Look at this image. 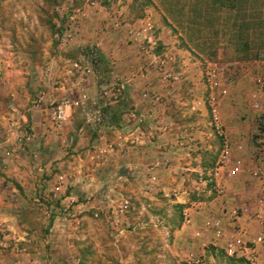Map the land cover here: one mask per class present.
<instances>
[{"label": "rangeland", "instance_id": "374dc122", "mask_svg": "<svg viewBox=\"0 0 264 264\" xmlns=\"http://www.w3.org/2000/svg\"><path fill=\"white\" fill-rule=\"evenodd\" d=\"M228 2L227 5H219L210 0H103L102 9L85 10L86 15L79 18L75 24L77 30L72 39L62 41L61 32L68 23L66 16L81 8L84 0H0V63L3 59L10 62L7 71L0 69V78L8 76L12 79L9 84L13 85L14 91L23 88L31 97L34 94L30 106L34 105L37 98L35 94L41 89L40 77L49 66L53 69H64L67 60L86 57L94 64L93 69L96 70L101 87L117 81L111 78L112 72L115 73L118 67L115 68V58H113L116 54L119 56L118 59L120 54L123 56L122 59H126V55L137 59V63L128 68V72V69H125L123 75L119 74L120 77L138 67L141 53L137 47L127 42L125 24L132 23L145 14H151L155 21L156 35L159 37L156 51L165 53L169 59V67L180 73L179 80H171L165 84L172 90L168 94L170 96L163 98L161 103L167 101L168 111L176 123L170 125V132L172 134L176 132L175 140L184 143L178 144V150L173 148L172 155L177 151L179 156L185 157L180 160L183 165L174 167L177 170L175 175L180 177L183 169L189 168L182 185L179 186L180 192L182 190L186 192L176 195L174 187L170 186H167L169 189L166 192L158 190L159 180L156 171L161 167H172L174 164L169 159L161 161L154 170H150L149 167L156 160L146 162L143 167L146 180L141 191L138 188L140 182L136 179L124 180V176L121 175L122 177L116 181L119 174L112 176L113 166L99 170V166L94 163L103 158L91 160L89 155L93 150L87 151L92 149L91 145L87 146V142L90 143L94 138H98L91 130L92 122L87 120L88 117L82 118L79 115L74 117L72 113L68 127L74 124L76 130L75 127L69 130L68 140L71 142L69 144L68 140H65L64 143L60 141L57 144V149L64 152L65 167L55 165L56 168L45 170L47 175H43V178L48 180L55 174H63L65 181L67 179L72 181L77 177H74L76 171L82 170L80 165L86 163L88 168L85 170L89 173L97 174L98 177L111 175L107 182L112 188H119L120 184L125 187L126 184L129 185L124 188L122 194L128 199L129 207L120 217V222L114 224L107 221V217L111 214L112 206L118 203L120 194L112 191L110 201L104 200L100 206L92 205L90 203L92 199L98 198L99 188L96 187L94 195L84 197V194L78 196V200H70L64 204L60 203L59 191H53L48 183L44 185L39 183L38 188L42 197H37L35 200V196H30L28 199L39 206L43 202L46 203L43 199L46 196L53 207L52 212L45 214L37 206L38 224L32 230L38 229L45 235L43 225H48L51 230L47 234L58 238L61 234L64 235L65 224L72 223L70 230L72 233L63 236L68 242L62 245L53 244L54 254L51 264H80V260H77L80 251V256L84 255L86 258L82 264H244L229 260L219 248H212L209 244L210 234L204 227V221L207 217L217 215L224 202L220 200L223 198L217 197L214 193L212 183L205 182L209 170L205 172L201 165L216 161L221 139L212 127L209 112L204 108L197 111L190 108L195 97L205 95L202 85L204 62L219 61L225 67L223 80L228 88V94L220 100L219 114L221 117L230 114L231 111L240 114L244 128L241 127L242 131L239 134L244 142L242 143L244 148L239 150V154L247 162L255 155L257 127L250 125L251 113L246 115V112L258 113L256 109L250 107L253 93L257 94L256 99L263 103L256 78L264 69V0H232V3L229 0ZM118 12H121L120 16ZM122 17L127 21L122 20ZM115 19L120 21L118 27L113 25ZM93 52L102 53V60L98 62V57H95ZM147 77H153L158 85L164 84L160 80L158 69H153ZM128 87L136 88L134 84L124 88L130 89ZM20 105L19 109L23 113H29V105L26 102ZM40 106L44 109L48 108L46 102L41 103ZM161 116L158 114L154 122L147 121L141 125L144 139L146 138L150 143L163 140L157 128L160 126ZM257 123L258 116L255 125ZM82 127L87 133L86 146L74 150L76 141L80 138L77 129ZM25 145L23 144L22 147ZM191 167L194 170H191ZM152 174L156 176L155 180H151ZM253 186L254 181L249 176L244 180L239 178L232 181L229 185L236 193L240 192L237 198L240 196L242 201L253 195ZM193 199L201 201L199 210L192 214L190 221L183 220L179 226L180 213L174 207V203L188 204ZM64 207H68V210L64 211ZM57 216L60 220L54 225ZM78 218L82 220L79 221ZM183 226L184 229L180 233L181 241L179 239L175 242V231ZM82 228L86 238L84 241H77V232H82ZM27 230L31 231V229ZM27 234L24 233L23 236L29 237ZM79 236L81 239V235ZM8 239L24 248L23 252L29 251L31 240L25 238L20 240L19 244L12 238ZM59 241L63 242V240Z\"/></svg>", "mask_w": 264, "mask_h": 264}, {"label": "crops", "instance_id": "0c3cea01", "mask_svg": "<svg viewBox=\"0 0 264 264\" xmlns=\"http://www.w3.org/2000/svg\"><path fill=\"white\" fill-rule=\"evenodd\" d=\"M93 54L95 57H98L97 61L99 62V55L102 54L100 52H93ZM117 55L118 54L113 56V58H115V68L118 66L116 72H112L113 75L111 78H115L114 81H116L120 75L124 74L123 71L125 69L131 68L137 63L136 57L132 59L129 55H126L127 58L122 59L123 56L120 54V59H118L119 56ZM9 64V61H5L3 59V61L0 63V69L7 71V66ZM49 68L53 76L62 78L64 75L63 68L53 69L51 66H49ZM95 71L96 70H94V75L90 76L82 85L84 92L87 94V100L79 106L72 108L71 110V114L73 113L74 117H77V115L82 116V118L88 117L87 120L92 122L91 130L93 131V134H97L96 137L98 138H94L90 143L87 142V146L91 145L92 148L91 150L87 149V151L90 152L94 150L95 146L98 144L100 145L107 141L115 140L116 136L118 135H121L124 138H128V135L131 136L133 134L136 136L139 131L137 129L136 122L130 118L131 112L146 115L147 112L152 111L155 118L158 116V114L162 115L160 126L157 128L161 132L159 136H161L163 140L161 139V141L158 143H150L146 138L144 139V136H141L138 143L134 145L127 143L128 146H123L122 148L124 151L110 153V155H107L103 160L94 164L99 166V170L104 169L106 166H113L114 170L112 171L114 173L112 176L117 173L119 174V177H117L116 181H118L122 176H124V180L132 181V179H136L138 182H140V186L138 188L141 191L142 187L144 186L143 183L146 180L143 170L146 162H148V160L150 162V160L153 159L163 162L164 160L169 159V161L171 160L172 164H174L172 167H161L160 170L158 168L156 171V176L160 182H158L159 185L157 188L160 191L163 190L166 192V190L169 189L167 186H170L172 188L174 187L173 190L174 192H177L176 195L185 193V190L180 192L179 186L182 185V181L184 180L183 178L186 176V171L189 168L185 167L183 169V174L181 177L175 175L177 174V170L174 166H181L182 161L180 160H182V158L184 159L185 157L179 156L180 154L177 151H175V155H172L174 151L173 148L176 150L179 149V143L177 139L175 140L177 133L174 132L172 134L170 132L171 126L176 123L172 120L171 114L168 111L167 101H165L163 104L161 103L163 98L170 96L168 94H170L172 88L167 87V85H165L166 83H161L158 85V82L152 79L153 77H147L144 80L136 81L134 84L136 88L132 87L131 89L128 87L130 89L127 90L124 88V90H122L120 93L118 100L110 105L102 102V99L98 95L101 82L97 78ZM128 71L129 69L127 72ZM261 75L264 76V69H262ZM11 80L12 79H10L8 76L0 78V226L8 231L5 235H3L4 238H2L0 233V264H51L54 254L52 251L53 244L56 243L55 245H57V243H60L62 245L68 242V240H64L63 236H68L70 233H72L70 232L72 223L67 222V224H65L63 229L64 235L61 234V237L58 238L53 237L52 234H47V232L51 230V227L48 225H43L45 226V235L42 232H39L38 229L32 230V228H36L38 224V218L36 215L37 208L39 207V209H41L46 214L50 211L52 212L51 208L53 205L50 203V200L45 198L46 196L43 198L46 200V203L42 201L43 204L39 206L30 202L28 198H30V196H35L34 199L37 200V197H42L40 196L41 190L38 188V186L41 182V176L43 177V175H47L45 170L50 171L52 168H56L55 165L58 167H65L66 159L64 158V152H61L60 149H57V144L60 141L61 143H64L65 140H68L70 138L69 130H72V128L75 126L73 124L72 127H68L70 122L69 119V122L62 127L59 133L53 131L50 127L48 109L41 108V106H30V102L34 98V94L31 97L29 94H27V92L24 91L23 88L14 91L12 89L13 85L9 84ZM40 80L39 88H41L43 85H46V87L49 89L48 100L58 97L60 94H62V91L59 89V87L54 86V84L48 80L47 76H41ZM72 83V80L69 79L67 84L72 85ZM147 88L160 95L159 102L154 103L141 98L143 89ZM35 95H37V93ZM25 102L29 105V113L27 114L23 113L19 109V107H21L20 104H24ZM103 105H105V107H103ZM255 112L256 111L246 112V115H250L251 113L250 125L252 127L256 126L255 123L257 122L258 113ZM12 114L15 116V118H17L20 125V128L18 127L19 129H14H17L22 133L33 132L35 134V138L23 147L16 144L14 139L15 130L12 132L11 126L6 121L5 117ZM241 118L242 117L240 114L235 113V111H231L230 114L222 116L225 134L231 138L234 143H244L241 140V136L239 134L242 131L241 127L244 126V121H241ZM166 120L168 122H166ZM162 126H166L165 131L161 130ZM174 129L176 131V128ZM77 130L79 131L77 134H79L80 138L76 141L74 150H78L79 148L86 146V130L83 127ZM121 141L126 143L123 139H121ZM68 142L70 144L71 140H68ZM6 150L12 151L10 156L5 155ZM35 152L39 154L38 159L33 158V153ZM236 152V149L233 148V153ZM83 160L85 159H82V161ZM38 164H40L42 167V172H38L36 170V166ZM80 166L82 170L78 169L76 171V175H74V177H80L73 178L72 181L67 179V181H65L66 183L59 191L58 197L61 198L60 203L65 204L66 202H70V200H78V198L84 194V197L94 195L96 192L94 190L99 188L97 189L99 190L97 193L98 198L92 199V202L90 203H92V205L96 204L100 206L104 200L109 199L110 201L112 191L114 193L124 194V188L129 186L126 184L125 187L123 184H120L119 188H112L111 184L109 186V183L107 182L110 179L108 177L111 175L108 174L98 177L97 174H92L85 170L88 168L86 163H83V166ZM68 167L70 166L68 165ZM192 169L194 170L193 167H191V170ZM56 175L58 174H55L54 176ZM246 176L248 177V175ZM246 176L239 178L244 180ZM239 178L227 182L228 189L231 191L225 198V201H227L228 204L238 200L242 201L240 196L237 198V194L240 192L237 191L238 193H236L234 189L229 187L232 181H236ZM253 188L254 186L252 189ZM253 190L255 191L256 189ZM44 194L48 195L47 193ZM165 194L167 195V193ZM181 202H183V200ZM27 217H29L28 221ZM59 220L57 216V219L54 221V225H56ZM77 220L81 221L82 219L78 218ZM27 229H31V231H28ZM183 229L184 226L175 231V242L177 240L179 241V239L181 241L180 233L183 231ZM24 233H28L27 236L29 237L23 236ZM77 234V241L85 240L86 235L83 228L82 232L78 231ZM79 235H81V239ZM24 237L27 238L28 241L31 240L28 252H15L10 247H3L6 243H12L13 240L10 241L8 238H12L15 240V242H19L20 244V240L25 239ZM59 240H63V242H60ZM80 255L77 257V260H80ZM56 258L57 260L61 261V259H58V257Z\"/></svg>", "mask_w": 264, "mask_h": 264}, {"label": "built area", "instance_id": "2783aa9c", "mask_svg": "<svg viewBox=\"0 0 264 264\" xmlns=\"http://www.w3.org/2000/svg\"><path fill=\"white\" fill-rule=\"evenodd\" d=\"M103 0H84L82 7L78 8L72 14L66 16L68 18L67 25L64 26L62 31V41L71 40L72 36L76 33L77 28L75 24L79 21V18L85 16V10L102 9ZM121 12H118V16ZM122 20H126L122 17ZM127 21V20H126ZM115 27L120 25V21L115 19L113 22ZM126 39L131 46L138 48L141 53L138 67L133 69L127 75L121 76L113 84L100 87L99 96L104 99L106 104H113L118 100L119 92L125 87L135 84L136 81L144 80L153 69L160 71V80L164 83L169 81L179 80L180 73L171 69L168 65L169 59L164 53H158L156 48L159 46V37L156 35V25L151 14H145L138 17L134 22H126ZM94 64L88 58H76L69 59L67 65L64 67V75L62 78L53 76L50 68L47 67L43 77L47 76L54 86L59 87L62 91L60 96L51 98L48 100L49 89L46 85H43L39 89L34 106L39 107L41 103H47L48 116L50 121V127L53 131L59 132L62 127L65 126L70 119L71 110L76 106H79L87 100V94L84 92L82 85L90 76L94 75ZM225 67L216 60H206L204 62L202 73V85L205 90V95L202 97H195L191 102V110L197 111L201 108L206 109L210 116L212 127L214 131L221 138V144L218 157L213 167L208 171V179L205 182L212 183L214 193L217 197L223 198L224 205L220 207L219 213L212 217H207L204 221V227L210 234L209 244L213 247L222 250L227 258L234 259L235 261H241L244 264H264V128L261 130L257 123V147L256 153L247 162L239 154V150L244 148L242 142L234 143L231 138L225 134V128L222 121V117L219 114L218 107L221 98L228 94V88L223 80ZM69 79L72 80V85H68ZM256 82L259 86V90L262 95V102H259L257 94H252V100L250 107L258 111V117H261L264 127V76L260 75L256 78ZM141 98L146 101L157 103L160 100V95L150 89H143ZM130 118L137 124L138 133L128 138H124L121 135L116 136L115 140H110L104 144H98L89 155L91 160L105 158L110 153L116 151H124L123 146L129 144L138 143L141 136H144V131L141 125L147 121L154 122L155 116L153 112L149 111L146 115L137 114L135 112L130 113ZM6 121L12 128V132L15 130V142L18 146L30 143L34 138L33 132H19L20 128L17 118L12 115H7ZM19 127V128H18ZM17 128V129H14ZM161 130L165 131L166 126H162ZM181 136V135H180ZM125 140L126 143L121 141ZM120 143L121 148H120ZM180 145H183V141L178 140ZM190 148V147H189ZM188 148V150H189ZM233 148L236 149V153H233ZM11 150H6L5 155L10 156ZM35 159L39 158L37 152L33 153ZM98 162V161H97ZM160 165L159 161L152 163L149 167L150 170H154ZM38 172H42L40 164L36 166ZM248 173V176L254 181L253 195L244 201H234L233 203H227L225 198L231 192L228 189L227 182L230 180L244 177ZM250 173V175H249ZM156 176L151 175V180H155ZM41 184L48 183L52 190L58 192L65 184V176L58 174L51 179H44L41 176ZM222 201V199H220ZM201 201L192 200L183 208V220L184 222L190 221L192 214L199 210ZM129 207V201L122 194L118 196V203L112 206L110 215L107 217V221L114 224L120 222L125 211ZM64 211L68 210V207L63 208ZM0 233L5 235L7 230L0 226ZM4 238V236H2ZM207 246V245H204ZM4 248L10 247L9 243H6ZM11 249L15 252H21L24 248H21L17 243L11 246ZM199 261V259H196Z\"/></svg>", "mask_w": 264, "mask_h": 264}, {"label": "trees", "instance_id": "16d2710c", "mask_svg": "<svg viewBox=\"0 0 264 264\" xmlns=\"http://www.w3.org/2000/svg\"><path fill=\"white\" fill-rule=\"evenodd\" d=\"M212 3L214 4H219V5H224V4H229V0H210ZM231 3H232V0H231ZM143 16V15H142ZM140 17V16H139ZM62 28V27H61ZM61 28L59 29L61 31ZM102 54V53H101ZM102 60V55H99V61ZM258 124H259V128L262 130L264 127H263V122H261V117L259 116L258 117ZM220 138V137H219ZM255 138H258L257 135H255ZM221 139V138H220ZM215 161H213L212 163H209V164H205V163H202L201 167L203 168V170L206 172L207 170H210L213 165H214ZM195 198V197H194ZM194 200V199H193ZM187 203H174V207H176L178 210H179V226L181 225V223L183 222V214H182V211H183V208L186 206ZM212 248H214L213 246H211ZM221 253L222 251L219 250ZM223 254V253H222ZM229 260H234V259H231V258H228ZM86 260L85 256L83 255L81 258H80V264H82V262H84ZM235 261V260H234ZM241 262V261H239Z\"/></svg>", "mask_w": 264, "mask_h": 264}]
</instances>
